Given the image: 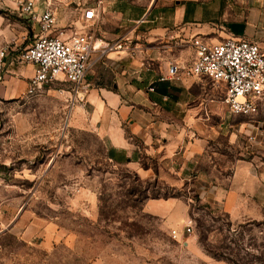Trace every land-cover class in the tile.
<instances>
[{
    "label": "rangeland",
    "instance_id": "rangeland-1",
    "mask_svg": "<svg viewBox=\"0 0 264 264\" xmlns=\"http://www.w3.org/2000/svg\"><path fill=\"white\" fill-rule=\"evenodd\" d=\"M22 1L0 0V51L9 56L28 47L38 30L23 15ZM115 1L157 7L174 2ZM220 5L216 31L203 38L208 43L223 40L226 22H247L254 11L251 40L264 49V5L254 10L247 0H221ZM191 11L199 20L196 9ZM63 13L58 8L60 29L69 27L62 22ZM94 30L102 36L98 28ZM203 85L205 101L212 95L223 101V94L208 80ZM3 94L0 264H229L205 249L228 255L238 264L264 260V208L250 209L249 216L229 217L218 203L198 198L192 182L172 186L157 179L140 180L112 158L91 130L76 126L73 115L80 101L67 84H48L34 96H28L27 89L12 98ZM225 113L226 129H236L238 139L228 145L222 138L217 145L219 152L226 153L217 161L222 177L231 176L232 164L239 159L251 163L254 173H264L259 170H264V99L253 116L232 115L227 107ZM151 194L172 201L150 211L146 206ZM187 221L193 226L189 236L183 234Z\"/></svg>",
    "mask_w": 264,
    "mask_h": 264
},
{
    "label": "crops",
    "instance_id": "crops-1",
    "mask_svg": "<svg viewBox=\"0 0 264 264\" xmlns=\"http://www.w3.org/2000/svg\"><path fill=\"white\" fill-rule=\"evenodd\" d=\"M32 1L43 11L44 0ZM199 1L174 0L173 4L157 7L126 1L118 4L115 0L83 4L54 0L55 14L62 8V22L73 28L66 34L84 33L93 27L96 31L98 28L102 36H97L103 40L127 38L131 42L129 52H111L101 60L93 57L85 78L88 90L75 97L80 102L73 117L76 126L91 130L112 158L140 180L157 179L172 186L192 182L198 198L218 203L229 217L249 216L250 209L264 208V173H254L251 163L239 159L232 164L231 176L222 177L223 169L217 161L226 153L219 152L217 145L222 138L234 145L237 131L226 129L223 101L214 95L205 101L203 80L207 79L185 76L194 59L191 40H205L203 37L216 31L220 20L221 0H208L207 4ZM247 3L251 10L264 5L260 0ZM87 7L95 8L92 22L82 20ZM192 8L196 9L197 21L192 17ZM255 18L252 11L247 22H226L224 39H253ZM37 29L34 39L40 33L38 26ZM19 54L5 53L0 60V93L3 91L6 98L25 91L33 75V66L23 64ZM170 65L178 69V80L168 78ZM263 125L261 120L262 128ZM171 201L150 200L146 207L151 211Z\"/></svg>",
    "mask_w": 264,
    "mask_h": 264
},
{
    "label": "built area",
    "instance_id": "built-area-1",
    "mask_svg": "<svg viewBox=\"0 0 264 264\" xmlns=\"http://www.w3.org/2000/svg\"><path fill=\"white\" fill-rule=\"evenodd\" d=\"M19 4L22 13L37 24L40 32L19 54L23 64L34 68L27 86L28 96H34L44 86L55 82L70 85L74 98L78 93L84 94L88 90L85 78L94 63L93 57L101 60L108 53L131 50L129 39L106 41L98 37L95 30L91 31L93 27L84 33L66 34V29L73 28H57L54 0H44L41 12L32 0H23ZM95 16V8L87 7L82 20L92 22ZM191 47L194 59L185 76L205 78L220 89L230 114L255 115L258 103L264 99V49L260 44L244 38H228L215 43L194 38ZM4 55L5 52L0 51V60ZM168 78L179 79L178 69L173 65L169 67ZM249 140L254 138L249 137ZM192 232L191 221H187L183 234L189 236ZM171 234L174 239L177 237L176 231Z\"/></svg>",
    "mask_w": 264,
    "mask_h": 264
},
{
    "label": "trees",
    "instance_id": "trees-1",
    "mask_svg": "<svg viewBox=\"0 0 264 264\" xmlns=\"http://www.w3.org/2000/svg\"><path fill=\"white\" fill-rule=\"evenodd\" d=\"M259 104V103H258ZM253 116V115H252ZM168 198V196H160V194H157V195H154V194H151V196H150V199H152V200H156V199H167ZM205 251L209 254V255H211L213 258H215V259H223L224 261H226V262H228L229 264H238V263H236V261H234V260H232L231 258H229V256L228 255H225V254H223L222 256H220V255H218V254H216V253H214L212 250H208V249H205ZM261 257V256H260ZM264 261V260H263ZM262 260H256V262H259V263H261V264H264V262H263Z\"/></svg>",
    "mask_w": 264,
    "mask_h": 264
}]
</instances>
